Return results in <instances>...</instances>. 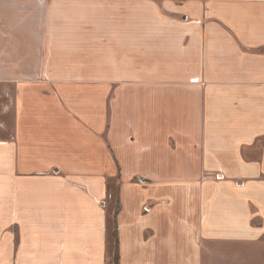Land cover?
Listing matches in <instances>:
<instances>
[{"label":"crops","instance_id":"0c3cea01","mask_svg":"<svg viewBox=\"0 0 264 264\" xmlns=\"http://www.w3.org/2000/svg\"><path fill=\"white\" fill-rule=\"evenodd\" d=\"M225 245L264 264V0H0L1 264Z\"/></svg>","mask_w":264,"mask_h":264},{"label":"rangeland","instance_id":"374dc122","mask_svg":"<svg viewBox=\"0 0 264 264\" xmlns=\"http://www.w3.org/2000/svg\"><path fill=\"white\" fill-rule=\"evenodd\" d=\"M118 183L119 181H115L114 182V195L113 193L109 194L108 196V199H106L104 196L102 197L101 199V204L103 206L106 205V201H107V205H109V209H113V208H116V203H117V194H118ZM107 197V196H106ZM223 200L220 199V197H216L211 203H210V212H209V219L210 221L214 220L216 217V214H215V209L216 208H219L222 204H223ZM230 212H225V216L224 218H232V214ZM115 221H116V218H115ZM115 231V230H114ZM119 235V233H118ZM113 237H114V240L117 241V232L115 231L114 234H113ZM117 248V246H116ZM228 248V249H227ZM232 248L233 246L232 245H225L224 246V249H227V252H228V256L226 259L224 258H219L217 262H215V264H233V252H232ZM118 251V250H117ZM120 257V255H119ZM116 258V255L114 254L112 256V259L109 261V264H114V260ZM174 261L173 258H168V261L166 264H170V262ZM166 262V261H165ZM3 263V262H0V264ZM4 263H8V262H4ZM37 262H34V264H36ZM50 264H54L56 262H49ZM48 262H42L41 264H49ZM174 263H177L176 261H174ZM205 264H213V262L211 260L209 261H205L204 262Z\"/></svg>","mask_w":264,"mask_h":264},{"label":"trees","instance_id":"16d2710c","mask_svg":"<svg viewBox=\"0 0 264 264\" xmlns=\"http://www.w3.org/2000/svg\"><path fill=\"white\" fill-rule=\"evenodd\" d=\"M115 264H120V257L118 251L116 253Z\"/></svg>","mask_w":264,"mask_h":264}]
</instances>
